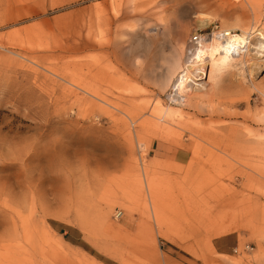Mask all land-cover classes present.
I'll return each mask as SVG.
<instances>
[{
  "label": "rangeland",
  "instance_id": "rangeland-1",
  "mask_svg": "<svg viewBox=\"0 0 264 264\" xmlns=\"http://www.w3.org/2000/svg\"><path fill=\"white\" fill-rule=\"evenodd\" d=\"M214 27L264 0H0V264H264V52L171 98Z\"/></svg>",
  "mask_w": 264,
  "mask_h": 264
},
{
  "label": "bare ground",
  "instance_id": "bare-ground-1",
  "mask_svg": "<svg viewBox=\"0 0 264 264\" xmlns=\"http://www.w3.org/2000/svg\"><path fill=\"white\" fill-rule=\"evenodd\" d=\"M202 23L207 24L208 21L205 20ZM225 35H227V38L225 37ZM248 37V35H236L234 31L230 32L226 30H220L211 38H204L195 45L190 44V46H188L187 48L188 50L185 56V68L181 75L176 78L171 98L178 101L180 97L179 92L181 91V89L182 91L183 89L185 91L183 94H186L188 93V91L190 92L193 90V87L188 84L190 81L189 78L192 77L201 79L199 74H205V68L209 66L213 55L217 51H219V54L224 58H234L245 53H249L248 55H251L250 53L253 52H256L254 53L255 55H259L260 52H264V35L258 34L253 36L251 39H248ZM258 65L260 66L261 64H258L257 62V66ZM182 86L184 87L182 88Z\"/></svg>",
  "mask_w": 264,
  "mask_h": 264
},
{
  "label": "built area",
  "instance_id": "built-area-1",
  "mask_svg": "<svg viewBox=\"0 0 264 264\" xmlns=\"http://www.w3.org/2000/svg\"><path fill=\"white\" fill-rule=\"evenodd\" d=\"M219 31L220 29H218L217 27H214V29L210 30L207 33H201V32L195 31L190 37V44L195 45L204 38H208V37L211 38L215 33H218ZM225 37L227 38V35H225Z\"/></svg>",
  "mask_w": 264,
  "mask_h": 264
}]
</instances>
